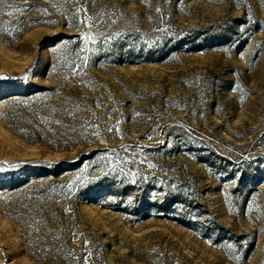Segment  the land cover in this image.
Segmentation results:
<instances>
[{
    "label": "rangeland",
    "instance_id": "obj_1",
    "mask_svg": "<svg viewBox=\"0 0 264 264\" xmlns=\"http://www.w3.org/2000/svg\"><path fill=\"white\" fill-rule=\"evenodd\" d=\"M0 264H264V0H0Z\"/></svg>",
    "mask_w": 264,
    "mask_h": 264
}]
</instances>
